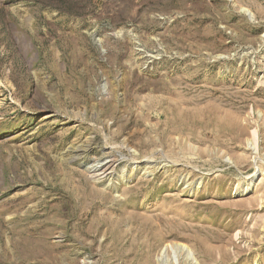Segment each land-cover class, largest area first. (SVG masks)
Listing matches in <instances>:
<instances>
[{
    "label": "rangeland",
    "instance_id": "374dc122",
    "mask_svg": "<svg viewBox=\"0 0 264 264\" xmlns=\"http://www.w3.org/2000/svg\"><path fill=\"white\" fill-rule=\"evenodd\" d=\"M0 264H264V0H0Z\"/></svg>",
    "mask_w": 264,
    "mask_h": 264
},
{
    "label": "bare ground",
    "instance_id": "6f19581e",
    "mask_svg": "<svg viewBox=\"0 0 264 264\" xmlns=\"http://www.w3.org/2000/svg\"><path fill=\"white\" fill-rule=\"evenodd\" d=\"M50 116V115H49Z\"/></svg>",
    "mask_w": 264,
    "mask_h": 264
}]
</instances>
